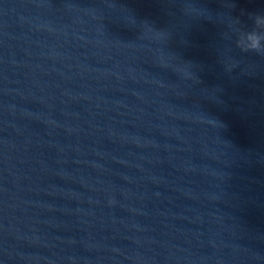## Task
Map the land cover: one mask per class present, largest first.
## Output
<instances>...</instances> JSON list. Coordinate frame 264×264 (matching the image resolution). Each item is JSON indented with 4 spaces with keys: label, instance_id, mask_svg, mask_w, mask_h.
I'll use <instances>...</instances> for the list:
<instances>
[{
    "label": "clouds",
    "instance_id": "clouds-1",
    "mask_svg": "<svg viewBox=\"0 0 264 264\" xmlns=\"http://www.w3.org/2000/svg\"><path fill=\"white\" fill-rule=\"evenodd\" d=\"M199 15L209 14L207 9H193ZM253 20V27L249 30H236V46L242 52H253L260 56H264V13L250 14ZM230 70L231 65L227 66Z\"/></svg>",
    "mask_w": 264,
    "mask_h": 264
}]
</instances>
